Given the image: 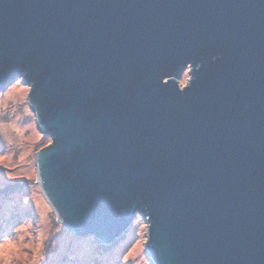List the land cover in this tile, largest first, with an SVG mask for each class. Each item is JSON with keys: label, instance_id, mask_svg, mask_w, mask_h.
Masks as SVG:
<instances>
[{"label": "water", "instance_id": "obj_1", "mask_svg": "<svg viewBox=\"0 0 264 264\" xmlns=\"http://www.w3.org/2000/svg\"><path fill=\"white\" fill-rule=\"evenodd\" d=\"M20 79L75 236L142 217L151 264H264V0H0V93Z\"/></svg>", "mask_w": 264, "mask_h": 264}, {"label": "rangeland", "instance_id": "obj_2", "mask_svg": "<svg viewBox=\"0 0 264 264\" xmlns=\"http://www.w3.org/2000/svg\"><path fill=\"white\" fill-rule=\"evenodd\" d=\"M29 92L20 79L0 93V264H151L142 217L106 251L94 236L77 237L61 223L39 183L37 154L52 139L38 130Z\"/></svg>", "mask_w": 264, "mask_h": 264}, {"label": "trees", "instance_id": "obj_3", "mask_svg": "<svg viewBox=\"0 0 264 264\" xmlns=\"http://www.w3.org/2000/svg\"><path fill=\"white\" fill-rule=\"evenodd\" d=\"M6 191H7V192H8V191H11V189H7ZM101 246L104 248V251H106V250L109 249V247H110V248L113 247L114 244H113V245H101ZM102 250H103V249H102Z\"/></svg>", "mask_w": 264, "mask_h": 264}]
</instances>
